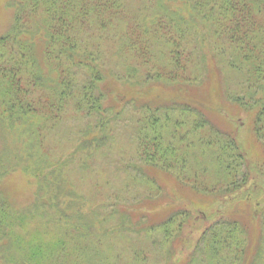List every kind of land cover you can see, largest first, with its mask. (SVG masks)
I'll return each mask as SVG.
<instances>
[{
	"label": "trees",
	"instance_id": "1",
	"mask_svg": "<svg viewBox=\"0 0 264 264\" xmlns=\"http://www.w3.org/2000/svg\"><path fill=\"white\" fill-rule=\"evenodd\" d=\"M40 1L20 0L17 16L0 36V123L10 122L11 127L17 122L28 124L40 150L47 148L45 133L55 128L62 119L60 113L69 107L90 119L86 127L92 138L85 142L99 146L100 141L93 134L109 125L101 115L108 112L103 106L104 96L110 92L104 84L107 73L116 82L139 88L131 94L136 103L137 98L151 93L154 85H195L202 68L214 70L222 62L241 77L236 82L239 89L226 92L227 106L251 116L256 113L251 120L254 134L262 130L260 122L264 127V0H160V7L152 9L149 20L140 19L139 12L135 21L126 23L129 28L119 34L120 46L112 57L106 56L104 47L95 48L94 41L100 38V29L113 23L110 19L121 15L126 0H48L39 10ZM174 1L188 7L189 20L174 14ZM200 28L203 35L197 34ZM151 40L165 49V63L159 59L162 51L152 50ZM203 40L212 44L207 54L197 46ZM192 63L199 65L197 72H191ZM116 94L115 101L123 97L117 91ZM141 105L140 114L133 120V134L144 163L168 173L182 187L197 194L215 195L216 199L239 190L249 181L245 157L232 136L221 131L206 112L207 105L182 98L170 99L163 105ZM105 133V129L100 131V139ZM38 155L36 161L38 157L30 154L35 164H24L22 169L37 182L31 209L26 207L30 214H21L9 200L0 197V242L5 239L10 243L5 263L82 264V255L87 264H122L120 260L113 263L112 257L108 262L100 259L97 233L90 230L110 216L98 220L94 214L60 212L58 198L64 189L56 176L64 173L66 165H57L45 173L50 157L43 150ZM6 174L7 169H0V178ZM149 182L158 184L154 179ZM45 208L55 210L54 218L47 215L46 219L56 224L60 238L52 235L53 241L47 243L42 233L37 238L27 233L16 237L14 230L18 227L25 233L23 224L27 217L33 213L45 216ZM247 209L249 218L260 222L259 239L251 254L248 227L237 217H220L202 231L184 264H264V209ZM204 216L207 218L205 213ZM194 220L202 219H193L187 210H177L160 224L141 230L149 235L157 232L158 245H166L171 251L178 241L185 243L184 230ZM67 249L68 256H64ZM13 251L19 255L17 259ZM77 253L80 258L75 260ZM135 257L138 259L134 258V263L125 264H144L139 256Z\"/></svg>",
	"mask_w": 264,
	"mask_h": 264
},
{
	"label": "rangeland",
	"instance_id": "2",
	"mask_svg": "<svg viewBox=\"0 0 264 264\" xmlns=\"http://www.w3.org/2000/svg\"><path fill=\"white\" fill-rule=\"evenodd\" d=\"M126 1L127 4L123 6V10L121 8V15L115 18L111 17L110 20L113 23L104 26L105 29H100L98 36H101L98 41H94L95 48L100 46L103 49L104 47L103 50L107 57H112L114 50L120 46L119 34L129 28L126 23L135 21L136 14L139 12L142 13L140 19L149 20L152 9L160 7V0ZM45 2L48 0L39 2V10L44 9ZM18 5L20 6V0H0V36L12 25L14 17L17 16ZM187 9L188 7L183 2L174 1L171 3V10L176 16L178 13L181 17L189 20L191 16ZM203 31L200 28L197 34L203 35L201 34ZM91 40L93 41V39ZM151 43L155 53L162 51L159 59L162 58L165 63L166 59L163 54L165 49L157 45L155 41L151 40ZM210 43L211 41L203 40L197 46L207 54L212 46ZM35 53L38 56V52L35 51ZM122 53L125 56L124 50ZM210 55L211 53L206 55L207 60ZM199 58L198 62L200 63L202 55ZM192 61H194L193 58ZM115 63L112 59V65ZM198 66L195 63L190 64L191 72H197ZM122 74L124 73L122 72ZM198 76L200 78L197 79L196 84L191 86H179L178 82L172 86L154 85L150 88L152 90L151 93L149 92L150 95L142 98L135 96L138 100L134 103L132 102L134 96L131 94L139 88L127 83L116 82L112 80L115 77H110V73H107L104 84L108 85L107 89L110 92L104 96L103 106L108 112H103L101 115L109 121V125L103 128L106 133L102 139H100V131L103 129H99L93 134V137L100 141L99 148L95 143L87 145L85 142L92 138H89V131L86 127L90 119L81 116L78 112H73L69 106L60 113L62 119L59 120L55 128L45 133L43 141L47 148L41 150L36 147L38 139L32 140L33 135L30 133L28 124L17 122V124L13 123L14 127H11L10 122H7L8 125L0 123V169H7L6 176L0 178V197L9 200L10 205L21 214L24 213L27 216L30 214L26 212V207L31 209L37 182L30 173L25 174L22 169L24 164H30V166L35 164V159H30V154H34L33 158L38 157L36 159L38 161V154L43 150L50 157V165L44 168L45 173H50L52 168L57 165H66L64 173L56 176L60 186L64 189L58 198L61 202L60 212H64L65 215H70L74 211H79L81 215L92 216L94 214L98 220L110 216L108 221L103 220L90 229L93 234L97 233L96 237L101 239L100 241L98 238L95 239L99 242L96 245V250L104 262H108L112 257L113 263L117 260H120L122 264L134 263V258L138 259L135 257L137 255L144 264H166L168 261L167 264H184V260L192 251L202 231L220 217L227 219L237 217L248 227V244L250 246L248 253L251 254L254 249L253 245L259 239L260 222L252 221L249 218L247 206L254 209L257 206L260 211L264 209V127L262 128L260 122L262 130L254 134L251 120L256 113L254 112L251 116L243 111L233 109V106H227L226 92L239 89L236 82L241 77L237 73L229 70L221 62L214 70L203 71L202 68ZM129 78L133 80L131 76ZM184 88H186L185 91H183ZM116 91L120 95L123 94V97L118 98L117 101H115ZM181 91L183 93H180ZM174 98H182L187 101L196 99V102L207 105L206 112L209 111L208 114L220 130L232 136L249 168V181L242 188L225 197L218 196L217 199L215 195L197 194L182 187L168 173L147 165L139 157L137 142L133 134V120L141 112V108L138 107L141 104L144 105L145 102L149 105L150 103L154 105L162 103L163 105ZM94 146L97 148H93ZM153 179L157 181L160 190L155 184L149 182ZM245 196L250 198L246 199ZM234 202H238V205L235 206ZM55 208L57 209V207ZM177 210H187L193 219L200 218L202 220L191 222L184 230L185 243L182 244L178 241L175 249L171 248L170 251L166 245H158L160 236L157 232L149 235L141 228L160 224ZM44 212L45 216L42 213H33L32 216L27 217L23 224L27 231L23 233L17 227L14 230L16 237L31 235L37 238L42 233L44 234L43 239L47 243L53 241L52 235L59 237L56 224L51 221L48 223L46 219L47 215L49 219L54 218L55 210L45 208ZM82 223L84 224V222ZM120 226L124 229L120 230ZM46 234L48 235L46 236ZM102 234H104L103 238ZM25 241L28 240L25 239ZM9 246L8 240L4 239L0 242V264H6L4 260L8 256L6 252L10 248ZM134 249L135 253L137 252L135 255ZM66 251L64 256H68L69 249ZM12 254L16 259V256H19L14 251ZM77 256L80 258L77 253L75 260ZM81 261L82 264H87V258L82 255Z\"/></svg>",
	"mask_w": 264,
	"mask_h": 264
}]
</instances>
